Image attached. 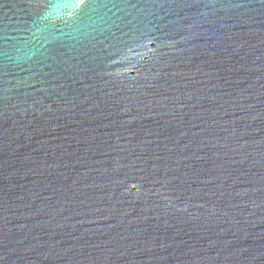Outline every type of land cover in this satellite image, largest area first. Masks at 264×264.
Wrapping results in <instances>:
<instances>
[{"label": "water", "instance_id": "obj_1", "mask_svg": "<svg viewBox=\"0 0 264 264\" xmlns=\"http://www.w3.org/2000/svg\"><path fill=\"white\" fill-rule=\"evenodd\" d=\"M0 264H264V0H0Z\"/></svg>", "mask_w": 264, "mask_h": 264}]
</instances>
